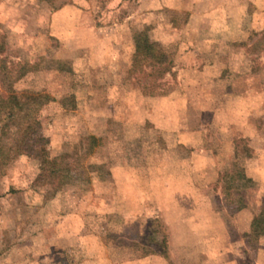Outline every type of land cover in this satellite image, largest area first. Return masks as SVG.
<instances>
[{
  "label": "rangeland",
  "instance_id": "1",
  "mask_svg": "<svg viewBox=\"0 0 264 264\" xmlns=\"http://www.w3.org/2000/svg\"><path fill=\"white\" fill-rule=\"evenodd\" d=\"M7 95L0 264H264V0H0Z\"/></svg>",
  "mask_w": 264,
  "mask_h": 264
},
{
  "label": "trees",
  "instance_id": "2",
  "mask_svg": "<svg viewBox=\"0 0 264 264\" xmlns=\"http://www.w3.org/2000/svg\"><path fill=\"white\" fill-rule=\"evenodd\" d=\"M142 57L147 61L150 60L148 65L154 69L159 78L171 70V64L163 53L143 50L137 43L133 62L137 64ZM29 103V100L20 101L16 95L0 96V146L6 137L12 142L11 152L22 151L30 154L39 159L41 167L45 163L54 164L53 161L48 160L47 153L44 152L40 144L42 135L39 131V124L28 107ZM252 225L256 232L264 235V200L261 214L253 219Z\"/></svg>",
  "mask_w": 264,
  "mask_h": 264
}]
</instances>
